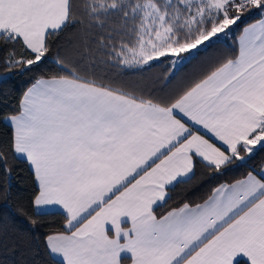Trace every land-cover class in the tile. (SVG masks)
I'll list each match as a JSON object with an SVG mask.
<instances>
[{"label":"snow or ice","instance_id":"1","mask_svg":"<svg viewBox=\"0 0 264 264\" xmlns=\"http://www.w3.org/2000/svg\"><path fill=\"white\" fill-rule=\"evenodd\" d=\"M84 7L96 21L110 10L127 17V7L138 14L129 29L136 45L111 48L122 66L169 56L177 65L243 15L257 11L260 19L243 29L235 59L167 105L100 83L58 56L65 74L40 77L23 93L19 112L4 117L13 153L26 158L38 182L34 211L61 206L67 215V231L45 238L48 251L59 264H122L129 256L131 264H234L240 254L245 264H264V176L249 172L214 188L203 204L159 218L153 212L169 186L191 176L194 158L219 171L264 148V0H87ZM75 22L72 0H0L2 42L22 40L27 54L10 52L5 64L29 70L49 53L48 36ZM177 111L224 149L192 134Z\"/></svg>","mask_w":264,"mask_h":264},{"label":"trees","instance_id":"2","mask_svg":"<svg viewBox=\"0 0 264 264\" xmlns=\"http://www.w3.org/2000/svg\"><path fill=\"white\" fill-rule=\"evenodd\" d=\"M86 2L87 0H72L73 14L82 16L77 17L74 25L69 24L58 34L48 36L49 53L29 70H9L5 60L10 52L14 51V59L27 54L22 40L4 43L0 37V154L6 159V163H0V264H53V261L59 264V260L49 254L45 236L63 229L65 215L59 210L34 211L32 200L37 192V185L33 171L24 158L13 153L12 129L3 120L4 115L19 109L23 91L37 77L65 74L54 63L57 56L70 66L84 69L100 83L163 103L183 90L190 79L187 76H182L183 79L176 78L180 75L176 69L169 71L168 58L150 61L147 65L131 66H122L117 60L111 59L115 56L111 51L113 46L118 47L120 43L135 46V34L129 29L139 24L138 14L127 7L124 9L128 12L127 17H124L123 11L110 10V15L105 17L101 14L99 21H96L87 15L84 7ZM107 2L111 3L112 0ZM124 2L131 5L137 0ZM242 17L237 25L230 26V37H217L205 42L186 54L178 67H190L192 62L200 61L199 56L205 54L209 57L210 52L215 55L209 59L211 63L234 55L237 34L246 22L259 17V13L252 11ZM90 23L91 28L88 27ZM102 42L105 45L103 47ZM222 46L225 48L223 53ZM180 83L182 85L176 87ZM263 162L264 148L260 146L244 161H235L219 171L196 160L191 176L179 179L169 186L167 200L156 205L154 211L158 214L182 202H197L205 198L218 182L242 176L250 170L257 171ZM245 261L238 259L234 264H245Z\"/></svg>","mask_w":264,"mask_h":264},{"label":"crops","instance_id":"3","mask_svg":"<svg viewBox=\"0 0 264 264\" xmlns=\"http://www.w3.org/2000/svg\"><path fill=\"white\" fill-rule=\"evenodd\" d=\"M258 19H260V16L259 17H257V18H255V19H253V20H251V21H249V22H246L243 26H242V28L240 29V32L237 34V36H236V51H234V55H232V56H228V57H226V58H224V59H222V60H218V61H216V62H213V63H206V62H201V61H199V62H197V63H194V62H192V66H188V67H186L185 69H182L181 70V72L180 73H178V75H181V76H187V77H190V79H189V82H188V85L183 89V90H181V91H178L176 94H174V96L171 98H169V99H166L165 100V102H164V104L165 105H167V104H169V103H171V102H174L176 99H178L181 95H183V93L185 92V91H187L191 86H193L196 82H199V80H201V79H203L206 75H208L212 70H214L216 67H219L220 66V64H222L223 62H225L227 59H235V57L239 54V47H240V44H239V37L241 36V33L243 32V29L248 25V24H252V23H254L256 20H258ZM224 46H222V49H221V53H223L224 52ZM226 53H227V51H226ZM51 76H54V75H49V76H40V77H44V78H49V77H51ZM40 77H37L36 79H38V78H40ZM35 79V80H36ZM35 80H33V82H31V84H29L27 87H26V89L23 91V93L35 82ZM23 93H22V95H21V97H20V100H21V98H22V96H23ZM154 102H158V101H154ZM19 104H20V102H19ZM19 110L20 109H18L16 112H14V113H10V114H6V115H4L3 116V120L7 123V124H9L10 125V127H11V124H10V122L8 121V120H6V119H4V117H6V116H10V115H13V114H16L17 112H19ZM176 116H177V118L178 119H181V121L183 122V123H185L189 128H190V131H191V133L192 134H196V135H201V136H203L205 139H207L210 143H213V144H215L217 147H221V149L223 150L224 149V145L222 144V142L221 141H219L215 136H214V134L213 133H211V132H209L208 130H206V129H204L201 125H198V124H196L195 122H193V121H191L190 119H188L187 117H185V116H183L182 114H180L178 111L176 112ZM12 129V128H11ZM188 137H185V139H187ZM183 141H181V143H182ZM178 146V145H177ZM168 153L167 152H165L164 153V155H167ZM17 156H19V157H22V158H24L25 160H26V158L23 156V155H17ZM161 159H163V156H161L160 157ZM201 161L199 158H194V162L195 161ZM26 162H27V164H28V166L32 169V167H31V165L29 164V162L26 160ZM202 162V161H201ZM155 163H159V160H156L153 164H150L149 165V168H151V167H154L155 166ZM202 163H204V162H202ZM145 170H148V169H145ZM32 171H33V169H32ZM249 172H252L253 173V175H257L258 176V178H260L261 176H264V162L262 163V165H261V167L257 170V171H252V170H250V171H248L247 173H245L244 175H242V176H238V177H236V178H232V179H230V180H223V181H220V182H218L217 184H215L214 185V187L211 189V191L208 193V195L205 197V198H203V199H201V200H199V201H197V202H194V203H188V202H182V203H180V204H177V205H175V206H171V207H169V208H167L166 210H164L163 212H161V213H156L155 211H154V207L156 206V205H158V204H160L159 202L157 203V204H155V205H153V212H154V215H156L158 218L159 217H161V216H163V215H166L167 214V212H169V211H171L172 209H174V208H180V207H182L183 206V204H185V203H188L190 206H195V205H197V204H203L204 203V201L209 197V196H211L212 195V190L214 189V188H217V187H219L221 184H231V183H233V182H235L236 180H240V179H243V178H245L246 176H247V174L249 173ZM143 173H141V175H142ZM33 176H34V172H33ZM136 179H138L139 177L137 176V177H135ZM182 179H184V178H182ZM179 180V179H178ZM34 181H35V183H36V185H37V189H38V182L35 180V177H34ZM134 182V180H130L129 181V184L130 183H133ZM125 186H128V185H125ZM168 189V188H167ZM167 189H166V191H167ZM39 190V189H38ZM38 190H37V192H38ZM121 191H123V189H121ZM36 192V193H37ZM119 193H115V194H113L112 195V199H114L115 198V195H118ZM33 208H34V205H33ZM46 210H59V211H61L64 215H65V220H64V222H63V229L62 230H59V231H53V232H50V233H48L46 236H45V238L48 236V235H50V234H54V233H60V232H66L67 231V228H66V221H67V215H66V212H65V210H63L62 209V207L61 206H53V207H49V208H46V209H43V210H40V209H36L35 211H46ZM93 215H94V212L92 213ZM87 218H89V217H86L85 219H87ZM121 221H122V225H121V227L122 228H124V229H127V228H129L130 227V222L129 223H127V217H122L121 218ZM81 223H83V221H81ZM123 223H125V224H123ZM76 227H79V224H77L76 225ZM105 227H106V230L107 231H109L108 232V234H109V236L111 237V236H114V232L113 231H111V224L110 223H106V225H105ZM73 231L75 230L74 228L72 229ZM48 250V249H47ZM49 254L51 255V253L49 252ZM125 254L124 253H122V257L124 256ZM52 256V255H51ZM53 257V256H52ZM55 259H58L59 261L62 259L61 257H54ZM238 259H245L246 260V258H244L243 256H242V254H240V255H238V257L237 258H235L234 259V261H236V260H238ZM250 263V262H249ZM122 264H131V260H130V256L128 257V259H124L123 261H122Z\"/></svg>","mask_w":264,"mask_h":264},{"label":"rangeland","instance_id":"4","mask_svg":"<svg viewBox=\"0 0 264 264\" xmlns=\"http://www.w3.org/2000/svg\"><path fill=\"white\" fill-rule=\"evenodd\" d=\"M172 2H176V0H172ZM74 16H75V18L77 19V17H81L82 15H80L79 16V14H74ZM243 19V17H241V19L238 21V23L241 21ZM76 23V22H75ZM75 23H72V25H74ZM238 23H236L235 25H237ZM234 26V25H233ZM89 28H91L92 27V23H90V26H88ZM230 34H231V27H230V31L229 30H226V33L225 34H218L219 36L218 37H220V38H223V37H230ZM75 38H76V36H75ZM136 45V44H135ZM224 45V44H223ZM225 46V45H224ZM186 55V54H185ZM215 57V55L213 54V53H211L210 52V54H209V57H207V55H205V54H203V55H201V56H199V59H200V61L201 62H203V61H205L206 63H210L211 62V60H209V59H212V58H214ZM168 59H169V66L167 67V68H172V69H176L177 70V72L178 73H180L181 72V69L182 68H179L178 66H179V64H177V65H173L172 64V59H173V57H168ZM184 60V59H183ZM182 60V61H183ZM206 60H209V61H206ZM181 61V62H182ZM176 78H180V79H183V77L180 75V76H177ZM182 85V83H180V84H176V87H180ZM182 88V87H181ZM258 147V146H257ZM247 157V156H246ZM38 190V189H37ZM36 194V193H35ZM34 197V196H33Z\"/></svg>","mask_w":264,"mask_h":264}]
</instances>
